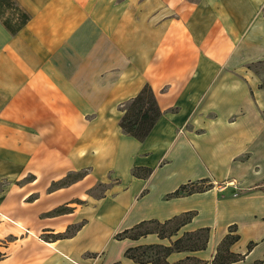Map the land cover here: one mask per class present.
Masks as SVG:
<instances>
[{
	"label": "crops",
	"instance_id": "obj_1",
	"mask_svg": "<svg viewBox=\"0 0 264 264\" xmlns=\"http://www.w3.org/2000/svg\"><path fill=\"white\" fill-rule=\"evenodd\" d=\"M13 1L29 18L0 19V264H139L124 251L162 239L115 234L190 211L177 232L209 230L192 255L212 264L234 226L230 264H264V86L247 66L264 0ZM145 84L161 115L141 141L119 120Z\"/></svg>",
	"mask_w": 264,
	"mask_h": 264
},
{
	"label": "trees",
	"instance_id": "obj_2",
	"mask_svg": "<svg viewBox=\"0 0 264 264\" xmlns=\"http://www.w3.org/2000/svg\"><path fill=\"white\" fill-rule=\"evenodd\" d=\"M9 11L6 13V11ZM29 16L23 10H21L13 0H0V19L3 24L11 33H16L28 20ZM123 114L119 120V126L126 134H129L138 140H144L145 137L149 134L150 130L158 120L161 115V110L159 109L156 98L151 87L148 84H145L141 90L135 95L132 99L126 102L122 107ZM149 170L145 174H148ZM79 176V175H77ZM76 176V177H77ZM75 177V178H76ZM182 190V188L180 189ZM180 190H176L173 192L174 195L180 194ZM202 188H192L188 192L200 191ZM195 212H187L183 213L177 217H173L164 222H158L156 220H145L141 221L138 224L134 225L130 229H124L121 232L115 234L116 239H122L125 237L128 238H138L139 236L155 232L158 234L160 238H165V232L163 229L169 225L174 224L171 229V235L176 233L179 228L189 222ZM148 223H155L158 225L159 230L152 229H144L138 231L140 227ZM136 232V233H135ZM186 235H199L202 239L198 242H193L194 246L191 250H201L205 249L208 237L209 230L208 228H199L194 231H188ZM239 236L235 233V227L230 226L227 234L221 239L220 243L216 248V252L213 255L212 264H230L232 262L239 261L243 259L244 254L233 253L230 251V245L238 240ZM181 237L177 238L173 242L169 244L162 243H154V244H145V245H137L128 247L124 251V255L128 258H131L133 261L139 264H174L169 263L167 260V255L172 251H182L185 248L179 246L181 242ZM251 244L248 245V250L251 249ZM160 251H165V256L160 258H153L147 256L148 252H153L156 254L160 253ZM187 259L191 258L195 260L196 264H206L207 262L201 260L195 256H187ZM184 260L177 261L175 264H186ZM112 264H121L120 262H114ZM254 264H262V261L256 260Z\"/></svg>",
	"mask_w": 264,
	"mask_h": 264
},
{
	"label": "rangeland",
	"instance_id": "obj_3",
	"mask_svg": "<svg viewBox=\"0 0 264 264\" xmlns=\"http://www.w3.org/2000/svg\"><path fill=\"white\" fill-rule=\"evenodd\" d=\"M8 12L9 11H6V13H8ZM247 66H248V70H249L250 74H252L254 76H257L258 79H259V85L261 87H263L264 86V60H258L257 62L251 63V64H249ZM262 115L264 117V110L262 111ZM77 175H79V174H68L63 180H61L60 184H66V183L74 180ZM105 186H106L105 184H97V185H95L94 188L91 191L92 194L94 196H98V195L102 194L103 190L105 189ZM173 225L174 224H169L163 229L165 231L163 233H165V235H167L165 238H160L158 236V234H157V236L160 239H162V242H159V243L169 244L170 242H173L177 238L181 237L182 241L179 243V246L182 247V248H185V249L182 250V251H175L174 250L170 254H168L167 255L168 262L175 264L177 261L184 260L185 261L184 263H186V264H196L195 260H192L191 258L187 259L186 257L187 256H194V255H192V253L195 252V250L194 251L191 250V248L194 246L193 242H198L202 238L199 235H197V236L186 235V233L188 231H185V232H182V233L176 232V233H174L173 235L170 236V234L172 233L171 229H172ZM158 227L159 226L156 225L155 223H148V224H145L142 227H140L138 229V231H141V230H144V229H152V230L158 231L159 230ZM152 233H155V232H152ZM152 244H154V243H152ZM142 245H145V244H142ZM178 252H180V253H178ZM174 254L177 255V256H173ZM146 255L150 256V257H153V258H157V257L162 258V257L165 256V251H160V253L156 254V256H155V254L153 252H148ZM175 257H177V258H175ZM197 258H199V257H197Z\"/></svg>",
	"mask_w": 264,
	"mask_h": 264
}]
</instances>
